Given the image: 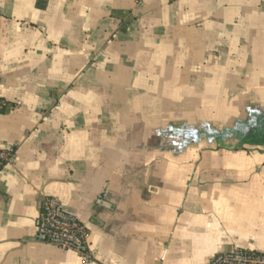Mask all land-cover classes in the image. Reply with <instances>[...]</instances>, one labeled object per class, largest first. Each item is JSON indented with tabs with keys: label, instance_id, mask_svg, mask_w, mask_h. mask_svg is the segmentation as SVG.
I'll return each mask as SVG.
<instances>
[{
	"label": "crops",
	"instance_id": "obj_1",
	"mask_svg": "<svg viewBox=\"0 0 264 264\" xmlns=\"http://www.w3.org/2000/svg\"><path fill=\"white\" fill-rule=\"evenodd\" d=\"M0 99V264L264 254V0H0Z\"/></svg>",
	"mask_w": 264,
	"mask_h": 264
},
{
	"label": "built area",
	"instance_id": "obj_2",
	"mask_svg": "<svg viewBox=\"0 0 264 264\" xmlns=\"http://www.w3.org/2000/svg\"><path fill=\"white\" fill-rule=\"evenodd\" d=\"M13 150L1 153L0 158L10 161ZM37 235L41 240L63 252H72L85 264H95L90 247L87 225L67 212L56 198H45L36 220ZM206 264H264V254L246 249H233L214 255Z\"/></svg>",
	"mask_w": 264,
	"mask_h": 264
},
{
	"label": "trees",
	"instance_id": "obj_3",
	"mask_svg": "<svg viewBox=\"0 0 264 264\" xmlns=\"http://www.w3.org/2000/svg\"><path fill=\"white\" fill-rule=\"evenodd\" d=\"M14 107L13 104L5 102L3 99H0V114H5Z\"/></svg>",
	"mask_w": 264,
	"mask_h": 264
}]
</instances>
